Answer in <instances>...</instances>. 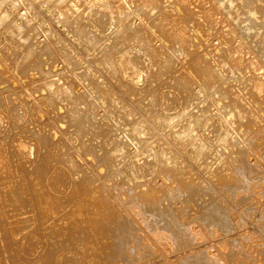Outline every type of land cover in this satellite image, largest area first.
<instances>
[{
	"label": "rangeland",
	"instance_id": "1",
	"mask_svg": "<svg viewBox=\"0 0 264 264\" xmlns=\"http://www.w3.org/2000/svg\"><path fill=\"white\" fill-rule=\"evenodd\" d=\"M215 1L0 0V264H264V0Z\"/></svg>",
	"mask_w": 264,
	"mask_h": 264
},
{
	"label": "bare ground",
	"instance_id": "2",
	"mask_svg": "<svg viewBox=\"0 0 264 264\" xmlns=\"http://www.w3.org/2000/svg\"><path fill=\"white\" fill-rule=\"evenodd\" d=\"M224 1V0H223ZM226 1V0H225ZM222 3L223 2H220V1H215L214 0V4L216 5V8H219V7H221L222 6ZM230 3V2H229ZM224 5V4H223ZM232 5V4H231ZM225 9V8H224ZM235 10V9H234ZM132 12V11H131ZM228 13V12H227ZM250 15V14H249ZM228 16V15H227ZM253 16V15H252ZM118 29V28H117ZM117 29H116V31H117ZM247 31V30H246ZM115 34V33H114ZM117 35V34H116ZM179 40V39H178ZM137 82V81H136ZM225 117L226 118H228L229 120H231L232 119V114H230V113H226V115H225ZM230 124H233V123H230ZM93 195H95L96 194V191H92L91 192ZM90 198V197H89ZM48 221V220H47ZM50 222V221H49ZM192 229H193V227H191ZM190 228V229H191ZM185 232L186 231H184V225L180 222L179 223V225H178V227H176L175 228V231H174V233H177V234H181L182 235V237L183 236H185V238L187 239V234L185 235ZM120 236H122V237H120L119 238V236H118V238L117 237H115V239H113L114 241L113 242H111L110 243V248H111V250L113 249H116V248H119V246H122L123 247V245H122V243L123 242H125V237L123 236V235H120ZM147 243V241L145 242V244ZM148 244V243H147ZM151 245V243H149V245H147V247L148 246H150ZM152 246V245H151ZM151 246H150V248H151ZM102 248H104L103 250L106 252V247H105V245H102ZM146 249V248H145ZM148 249V248H147ZM154 249V248H153ZM148 251V250H147ZM151 251V250H150ZM156 251V250H155ZM146 252V251H145ZM185 255H186V253H185ZM184 256V255H183ZM188 256V257H187ZM185 257H187V259H189V260H191V261H195V262H190V263H187L186 262V264H210L209 262H206V261H204L205 260V256L202 258V256L199 254V252H196V253H193V254H187ZM192 257V258H191ZM186 259V258H185ZM188 261V260H187Z\"/></svg>",
	"mask_w": 264,
	"mask_h": 264
}]
</instances>
